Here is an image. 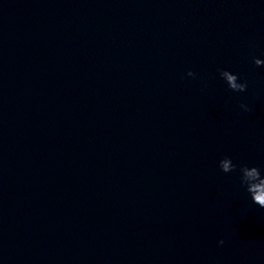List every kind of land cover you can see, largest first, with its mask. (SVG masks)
<instances>
[{
  "label": "water",
  "instance_id": "95a60500",
  "mask_svg": "<svg viewBox=\"0 0 264 264\" xmlns=\"http://www.w3.org/2000/svg\"><path fill=\"white\" fill-rule=\"evenodd\" d=\"M253 57L264 0H0V264H264Z\"/></svg>",
  "mask_w": 264,
  "mask_h": 264
},
{
  "label": "clouds",
  "instance_id": "9594fccd",
  "mask_svg": "<svg viewBox=\"0 0 264 264\" xmlns=\"http://www.w3.org/2000/svg\"><path fill=\"white\" fill-rule=\"evenodd\" d=\"M253 63L257 67L264 66V60L253 57ZM189 77H196V73L188 71ZM220 77L225 81L228 88L232 92L243 93L248 89L247 81L241 82L237 74L232 73L226 69L219 70ZM240 108L244 112H251L252 108L249 105L241 103ZM219 168L224 173H232L237 170L240 173L239 179L241 185L245 188V191L249 194L253 203L260 208H264V174L261 169L256 166L249 167L248 165H240L239 167L233 163L232 159L228 156L223 157L219 161ZM218 244L223 245L224 240L218 241Z\"/></svg>",
  "mask_w": 264,
  "mask_h": 264
}]
</instances>
